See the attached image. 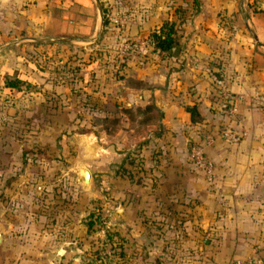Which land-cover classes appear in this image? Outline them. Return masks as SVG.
<instances>
[{"label": "crops", "instance_id": "crops-1", "mask_svg": "<svg viewBox=\"0 0 264 264\" xmlns=\"http://www.w3.org/2000/svg\"><path fill=\"white\" fill-rule=\"evenodd\" d=\"M27 1L2 0V25L15 27L5 22L12 17L20 22V34L12 37L65 42L39 34V0ZM210 9L203 29L221 9L249 38H176L178 50L168 57L149 52L158 67L141 73L130 67L133 57L118 69L117 59L108 60L114 74L95 71L90 108L100 112L110 99L118 108L153 103L161 111L159 133H147L130 154L142 167L143 212L158 223V234L173 226L190 249L191 258L178 264H229L234 258L264 264V0H211ZM30 74L18 88L0 81V264H87L81 260L91 231L84 222L87 194L79 189L82 151L94 155L93 169L111 168L110 191L130 207L129 186L122 191L126 178L118 169L125 165L122 150L90 137H118L131 129L118 112L122 126L114 131L97 136L95 126L74 129L71 123L80 122L54 99L69 88L50 80L49 71L45 79ZM120 76L132 80L124 84ZM192 105L196 121L187 109ZM227 128L245 134L230 141L220 133ZM74 135L76 146L65 147ZM59 138L62 147L55 146ZM191 141L211 161V179L190 162Z\"/></svg>", "mask_w": 264, "mask_h": 264}, {"label": "rangeland", "instance_id": "rangeland-1", "mask_svg": "<svg viewBox=\"0 0 264 264\" xmlns=\"http://www.w3.org/2000/svg\"><path fill=\"white\" fill-rule=\"evenodd\" d=\"M99 2L101 17L94 0H39L41 6L38 10L41 28L39 34L77 38L73 41H51L52 43L49 44L34 45L28 42V39L12 37L20 34V31L18 32L20 29L16 27L20 26V22L14 17L5 22L14 24L15 27L8 29L2 25V0H0V81L3 82L4 77L12 78L17 74L29 83L31 71H34L40 79H45L49 71L50 80L69 88L64 93L62 91L61 94H55L54 99L60 106L67 107L72 122L73 120L80 122L79 125L74 122L77 126L71 123L72 127L93 129L95 126L97 136L100 130L105 129L110 132L114 127L122 126L119 120L112 122L111 118H114L117 112L119 117L126 116L118 111V107L110 99L100 104V112L90 108L94 105L92 104L94 100H91L88 93L93 90L95 71L100 69L104 73L111 74L112 71L114 74V68L110 67L109 61L113 62L117 59L118 69L125 58L132 57L135 62L132 60L129 65L131 68L138 66L137 72L141 73V69L158 67L157 60L151 58L150 49H146L149 44L143 45L137 51L119 52L123 39L147 38L149 27L160 20L173 21L175 38H249L248 31L236 25V22L234 23L232 18L225 15V11L221 9L215 12L213 23L209 22L208 28L203 29L201 24L205 26L212 16L211 0H201L199 10L195 9L191 0H99ZM21 15H23L21 18L25 16V14ZM198 18L200 24L195 26ZM88 38H92V41H85ZM176 46L177 44L171 48L174 49L173 52L178 50ZM46 56L48 59L45 58ZM129 78L132 77L120 76L124 84L130 81ZM129 108H132L133 114L128 123L131 129L128 134L123 132L118 137L105 134L104 137L99 136L102 137L100 140L97 137H90L92 142L97 141L100 145L108 146L112 143L119 147L122 150L123 160L126 161L128 158H135L130 152H137L136 145L145 136L144 128L137 124L135 107ZM102 114L108 118L104 120ZM59 119L61 120V115ZM136 129L141 130L140 135L135 134ZM74 138L75 135L67 138L64 146L73 149L74 145L76 146ZM56 145L62 147V139L56 140ZM92 158L94 155H84V150L82 151L81 166L88 171L92 168V181L87 183L81 181L82 186L79 187L87 194L84 222L91 230L87 231V249L81 257L82 263L178 264L176 260L180 262L191 258L190 249L180 239L181 236L174 235L173 226L166 225L165 231L158 234V223L152 221L150 214L143 212L147 198L141 192L143 172L141 170L139 172L138 161H134L133 165L121 164L118 168L124 175L128 173L126 170L131 173L137 170L135 174L140 176L133 179L132 175V178L124 180L122 191L128 186L130 191L128 201H131V205L128 207L126 200L116 197L110 191L111 168L93 169V163L90 162ZM78 180H81V172ZM89 218L92 219L90 224Z\"/></svg>", "mask_w": 264, "mask_h": 264}, {"label": "trees", "instance_id": "trees-1", "mask_svg": "<svg viewBox=\"0 0 264 264\" xmlns=\"http://www.w3.org/2000/svg\"><path fill=\"white\" fill-rule=\"evenodd\" d=\"M193 5L195 6V9H198L199 6V1L198 0H191ZM102 23H105V18L103 17L102 19ZM174 32H175V27H174V23L172 20H163L161 21L159 24L153 26L152 28L149 29L148 33H147V39L149 41V45L147 46L148 48L146 49H150V51L153 52H157L159 54H161L164 57H168L171 54H173V50H171L172 47H174L177 44L176 38L174 37ZM49 44L52 43L50 42H32V44L36 45V44ZM146 52V50H144ZM46 59H48V56L45 57ZM218 75V74H217ZM216 75V76H217ZM26 85L28 84L27 81L18 76L17 74L14 77H4L3 78V85L5 87H15L18 88L20 87V85ZM222 102H223V106L226 107L228 104V101H226V97L222 98ZM188 111H189V116H190V120L192 121H196L198 120L200 117L198 116L197 110L195 106H188L187 107ZM134 112L135 114L138 116V120H137V124H140L143 128H144V135H146L147 133H159V123L158 120L161 117V111L153 104V103H145L141 106H136L134 108ZM118 111L126 116V119H128V123L129 120L132 119V108H129V106H120L118 108ZM108 116H103V119H107ZM112 122H116L117 118L116 117H112ZM118 129V127H114L112 130H116ZM111 130V131H112ZM135 134H141V130L136 129ZM197 141H191L190 143H195ZM198 143V142H197ZM130 157V156H129ZM124 163L126 164H135L133 158H128V160H124ZM139 164V163H138ZM140 165V164H139ZM137 165V166H139ZM128 168V167H127ZM142 172V168L141 165L139 167V172ZM137 170H134V172H130L128 170H126L125 174V178H132L131 176L133 175V179H136L140 176H137L135 174ZM121 173V171H120ZM122 174V173H121ZM122 176V175H121ZM124 176V174H123ZM135 182V181H134ZM92 221V219L90 220ZM91 223V222H90ZM87 263V262H86Z\"/></svg>", "mask_w": 264, "mask_h": 264}, {"label": "built area", "instance_id": "built-area-1", "mask_svg": "<svg viewBox=\"0 0 264 264\" xmlns=\"http://www.w3.org/2000/svg\"><path fill=\"white\" fill-rule=\"evenodd\" d=\"M149 44L147 38H135L126 40L123 39L119 46V52H127V51H137L143 45ZM118 56V54L116 55ZM221 135L230 141H237L241 138L245 132L235 131L232 129H222ZM188 156L190 162L196 166L207 179H211L213 177V166L211 161L204 155L202 145L195 142L188 144ZM229 264H252V260L249 258H234Z\"/></svg>", "mask_w": 264, "mask_h": 264}, {"label": "water", "instance_id": "water-1", "mask_svg": "<svg viewBox=\"0 0 264 264\" xmlns=\"http://www.w3.org/2000/svg\"><path fill=\"white\" fill-rule=\"evenodd\" d=\"M95 3H96V7H97V10H98V14L100 15L101 17V4L99 2V0H94ZM41 38V37H40ZM47 38H50V39H54V40H62V41H70V40H73V39H76L77 37L75 36H66V37H62V36H55V37H45V39ZM81 181L83 183H87L88 182V179H89V171L87 168H83L81 171Z\"/></svg>", "mask_w": 264, "mask_h": 264}]
</instances>
